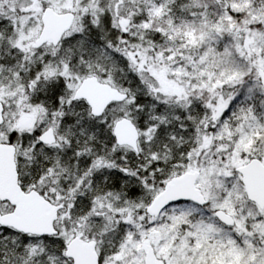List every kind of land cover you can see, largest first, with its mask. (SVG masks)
<instances>
[{
	"label": "snow or ice",
	"instance_id": "6c2138e0",
	"mask_svg": "<svg viewBox=\"0 0 264 264\" xmlns=\"http://www.w3.org/2000/svg\"><path fill=\"white\" fill-rule=\"evenodd\" d=\"M0 264H264V0H0Z\"/></svg>",
	"mask_w": 264,
	"mask_h": 264
}]
</instances>
